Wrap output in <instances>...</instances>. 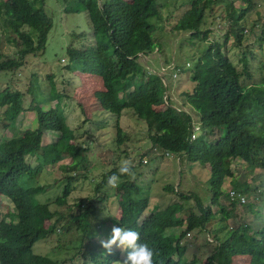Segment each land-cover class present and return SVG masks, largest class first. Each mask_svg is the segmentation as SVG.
Returning <instances> with one entry per match:
<instances>
[{"label": "trees", "instance_id": "16d2710c", "mask_svg": "<svg viewBox=\"0 0 264 264\" xmlns=\"http://www.w3.org/2000/svg\"><path fill=\"white\" fill-rule=\"evenodd\" d=\"M64 1L66 14L85 13L92 26L89 43L85 35H76L82 42L81 47L72 45L68 48L69 61L65 70L98 77L104 90L95 95L96 105L119 118L125 110H132L146 123L151 151H159V158L180 156L188 163L208 166L211 171L209 202L194 193L178 195V190L166 186L165 192L174 193L185 202L194 200L195 212L180 202L165 209L157 208L143 228L140 221L149 209L150 197L136 179L120 176L119 186L114 188L120 207V215L114 219L115 226L139 232L140 242L154 250L155 264H187L183 260L188 249L183 244L187 234L207 231L208 225L218 217L217 221L232 218L240 203L239 198L231 199L230 193L234 192L252 200L246 206L254 215L253 222L260 218L263 222L256 226L252 222L238 223L225 239L219 230H214L211 236L216 245L206 264H234L233 257L238 254L249 257V264H264V182L255 187L247 181L240 182L231 168V163L239 160L264 173V78L250 87L242 81L243 76L252 78L249 57L254 52L251 47H243V42L246 39L244 21L253 7V0H244L248 6L241 10L226 3L229 26L223 41L213 43H208L213 31L202 28L206 25V12L221 0H190L186 3L188 9L172 31L188 35L181 48L196 46L197 42L204 46L199 56H187L189 67L178 60L173 69L180 76H189L194 86L192 92L182 93V110L172 104L164 78L140 62L142 57H149L161 48L153 35L154 20L161 17L159 0ZM7 6L12 9L7 22L9 42L16 46L17 54L5 59L0 51V72L19 70L28 57L44 54L53 27L46 0H11ZM232 40V45L241 52L242 71L229 55L228 46ZM258 46L264 47V24ZM171 64L172 60L166 61V66ZM260 70H264V62ZM53 92L52 98L57 101L54 108L47 111L37 107L29 109L38 110L37 128L24 131L19 140L0 142V202L1 197L7 198L15 210L0 221V264H69L68 260H54L34 253L37 243L56 235L73 237L69 241L77 245L73 259L84 260L82 264H125L129 250L122 254L119 248L113 247L109 253L102 247L106 222L100 218L94 203L80 201L69 205L73 184L78 180L71 175L82 167L80 158L88 150L77 146V137L64 115V97ZM0 110L4 128H10L28 111L25 95L6 87L0 91ZM197 126L200 129L192 140ZM206 128L216 131L217 138L207 140L206 133V136L201 135ZM48 133H57L60 137L44 146L43 138ZM117 135V143L122 144L124 132L119 122ZM35 157L42 160L33 167L29 159ZM65 158H71L73 162L64 168L69 176L65 179L62 196L52 203H41L37 196L46 188L30 187L28 182L35 179L43 167L55 166ZM138 167L133 168L134 173ZM113 174L120 175L119 167L105 173L97 184L95 193L102 195L99 202L109 197L104 190L110 188L107 181ZM227 179H232L229 194L224 190ZM223 198L229 206L222 204ZM52 204L67 209L52 210ZM213 207L218 208V214ZM186 210L188 216L183 219ZM184 226L177 238L171 234ZM107 236L111 237L108 233ZM197 263L196 257L189 261V264Z\"/></svg>", "mask_w": 264, "mask_h": 264}, {"label": "rangeland", "instance_id": "374dc122", "mask_svg": "<svg viewBox=\"0 0 264 264\" xmlns=\"http://www.w3.org/2000/svg\"><path fill=\"white\" fill-rule=\"evenodd\" d=\"M9 1L11 0H0V51L6 56L5 59L7 57L14 58L17 54L16 46L9 42L10 37L7 30V22L12 13L11 7L7 6ZM189 1L159 0L161 17L160 20H154L155 32L153 35L161 48L159 52L156 50L154 54L149 57H142L140 60L150 71L164 78L165 84L169 87L168 94L173 102L172 104L180 110L184 107L182 93L192 92L194 86L189 80V76L186 74L180 76L173 69L178 60H181L184 66L189 67V65H186L189 60L187 56H199L200 50L204 46L201 42H197L196 46L181 48V45L186 43L185 39L188 35L172 31L178 19L188 9L185 5ZM227 2L232 3L234 8L238 10L248 6V3L244 0H221L211 11H207L206 25L202 30L210 29L213 31L208 43L223 41L229 26L226 19ZM252 4L253 7L247 13L244 21L246 39L243 42V47H251V51L254 52V55L249 57L252 78L248 79L245 76L242 78L243 84L248 87L259 83L264 78V70H260L264 62V47L261 49L258 46V39L264 24V0H253ZM66 6L64 0H46V10L52 18L53 27L48 34L45 53L37 57H28L25 65L19 70L0 72V91L6 87L21 91L25 95V107L28 108V111L20 115L17 122L10 128H4L5 122L3 117H0V142L19 140L24 131L37 128L38 110L32 111L29 109L37 107L42 111H47L54 108L57 101L52 96L53 91H56L64 97V115L68 126L77 137V146L88 150L85 156L80 158L82 167L71 175L78 180L73 184L69 205L73 206L80 201L94 203L98 208L100 218L106 222L103 229L106 236H103L101 241L110 239L107 233L111 235L112 228L115 226L114 219L120 215V207L114 188L104 190L109 197L102 202H99L102 195L96 194L95 188L102 180L103 175L119 167L123 159L132 160L135 168L142 163L140 169L139 167L136 169L135 175L131 176L138 183H141L140 185L143 186L146 194L150 197L149 210L142 216L143 218L140 221L142 228L148 223L150 213L157 208L165 209L180 202L184 203L186 207L190 206L191 210L195 212V201L185 202L178 195L194 193L209 202L211 198L208 185L211 175L210 168L200 164L188 163L185 160L186 158L181 162L178 161L177 157H166L165 161H160L159 151H151L150 149L151 144L146 123L138 119L132 110H125L119 118L96 105L95 95L104 90L101 80L98 77L88 79L80 72L71 73L65 70V66L69 61L68 48L72 45L75 48H80L82 45L81 40L76 35H85L88 43L92 37V26L87 14H66ZM232 43L233 40L228 46L229 55L237 64L239 70L242 71L243 64L239 61L241 52ZM167 60H172V64L166 66ZM0 116H2V110H0ZM118 122L124 132L123 137H121L123 139L122 144L117 143ZM196 129H200V126H197ZM201 135H205L207 140H210V138L212 140L216 139L218 136L217 132H212L210 128H206ZM59 137L60 135L57 133H48L43 138V145L54 143ZM145 156L148 157L149 162L144 163ZM41 160V158L35 157L30 158L29 162L33 167H36L41 164ZM72 162L71 158H65L64 161L55 166L43 167L39 175L28 182L27 186H44L46 188L43 194L37 196L41 203H52L58 196H62L65 179L69 176L64 168L71 166ZM231 168L235 173L236 180L240 182L247 181L253 187L264 182L263 171L251 169L243 161H233ZM231 182L232 179H227L224 184L226 194L232 191ZM166 186L174 187L178 190V195L165 192L164 188ZM243 198L245 202L239 203L238 209L228 221H220V219L217 221L218 217L208 225L207 231H194L187 234L183 241V244L187 245L188 248L183 259L184 263L189 264V261L196 257L197 264H206L208 256L212 254L216 245L213 236H211L214 230H219L220 236L225 239L231 228H235L238 223L252 222L253 226H256L260 221L263 222L262 218L259 219L260 221L253 222L254 215L250 214L247 207V204L252 200L246 196H243ZM221 202L229 206V202L224 198ZM51 209L62 211L67 208L52 204ZM212 210L217 214L219 213L216 207H213ZM14 211L12 203L7 198L1 197L0 221ZM188 212L186 210L183 213V219H186ZM184 229L185 226L182 229L172 231L171 234L177 238ZM71 239L73 237H59V235H56L50 240L37 243L33 250L38 255L48 256L54 260H68L69 264H82L84 260L73 259L76 252L74 247H77V245L69 243ZM233 261L234 264H249L250 258L238 254L234 255Z\"/></svg>", "mask_w": 264, "mask_h": 264}, {"label": "clouds", "instance_id": "9594fccd", "mask_svg": "<svg viewBox=\"0 0 264 264\" xmlns=\"http://www.w3.org/2000/svg\"><path fill=\"white\" fill-rule=\"evenodd\" d=\"M133 168L134 163L132 160L123 159L119 166L120 175H111L107 181L108 186L110 188H117L120 183V176H134ZM101 245L109 253L112 251L113 246L122 251L129 250L125 264H155L154 250L147 243L140 242V233L137 231L114 226L110 239L101 241Z\"/></svg>", "mask_w": 264, "mask_h": 264}, {"label": "crops", "instance_id": "0c3cea01", "mask_svg": "<svg viewBox=\"0 0 264 264\" xmlns=\"http://www.w3.org/2000/svg\"><path fill=\"white\" fill-rule=\"evenodd\" d=\"M84 76H85L86 78L90 79L89 76H86V75H84ZM151 146H152V145H151ZM150 149H151V148H150ZM152 154H153V153H152ZM156 156H157V154H156ZM160 156H161V155H160ZM166 157H173V158L177 157V159H178L179 162H181V160H184V159H185L184 157L181 158L180 156L170 155V156H165L164 158H159V160H160V161H165V160H166ZM147 158H148V157H147ZM147 158H146V156L144 157V160H145L144 163H145L146 161H148ZM154 160L156 161V159H154ZM185 160H186V159H185ZM148 162H149V161H148ZM148 162H147V163H148ZM186 164H187V162H186ZM140 165H142V163H141ZM148 210H149V209H148ZM147 212H148V211H147ZM151 213H153V211H152ZM151 213H150V214H151ZM144 215H145V214H144ZM142 218H143V217H142ZM142 218H141V220H142Z\"/></svg>", "mask_w": 264, "mask_h": 264}, {"label": "built area", "instance_id": "2783aa9c", "mask_svg": "<svg viewBox=\"0 0 264 264\" xmlns=\"http://www.w3.org/2000/svg\"><path fill=\"white\" fill-rule=\"evenodd\" d=\"M198 130L195 128V133H194V135L192 136V140H194L195 138H196V132H197ZM230 197H231V199L232 200H235V199H240V202H242V203H244L245 202V199L243 198V197H240L239 195H236L234 192H231L230 193Z\"/></svg>", "mask_w": 264, "mask_h": 264}]
</instances>
